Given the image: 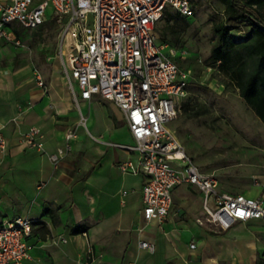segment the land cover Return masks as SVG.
<instances>
[{"label": "crops", "instance_id": "obj_1", "mask_svg": "<svg viewBox=\"0 0 264 264\" xmlns=\"http://www.w3.org/2000/svg\"><path fill=\"white\" fill-rule=\"evenodd\" d=\"M6 46L0 43V57ZM4 57L0 136L6 149L0 151V220L16 215L33 220L27 238L32 256L49 264H82L91 248L103 264H264V220L236 223L225 231L199 225L202 195L192 186L174 190L172 208L161 224L144 220L145 177L120 168L136 160L134 152L117 147L133 144L123 112L99 95L74 100L60 75V60L51 66L50 76L40 74V87L31 63L16 53ZM31 127L43 133L46 153L63 146L65 135L74 131L72 148L56 167L26 143L24 133ZM260 179L262 186L241 192L264 195V176ZM58 238L65 242L54 243ZM140 241L153 244L154 252L140 248Z\"/></svg>", "mask_w": 264, "mask_h": 264}, {"label": "built area", "instance_id": "obj_2", "mask_svg": "<svg viewBox=\"0 0 264 264\" xmlns=\"http://www.w3.org/2000/svg\"><path fill=\"white\" fill-rule=\"evenodd\" d=\"M170 11L191 16L190 0H0V43L21 47L16 30H10L15 24L35 30L51 19L59 26L56 56L74 100L99 95L124 114L133 144L117 147L134 152L136 160L120 168L145 177L144 220L161 224L172 208L174 190L182 185L202 195L199 225L225 231L236 223L264 220L263 194L221 192L217 177L197 166L168 126L180 112L179 100L187 95L190 81V71L174 60L178 52L157 33L158 22ZM34 76L43 87L41 75ZM74 136V131L68 132L63 146L46 153L39 128L24 133L26 143L46 154L54 167L70 152ZM5 149L6 140L0 136V151ZM32 225L33 220L23 215L0 220V264H49L31 254L33 245L27 238ZM58 241L65 239L53 240ZM139 247L154 252L147 241H140ZM82 264L103 262L88 248Z\"/></svg>", "mask_w": 264, "mask_h": 264}, {"label": "rangeland", "instance_id": "obj_3", "mask_svg": "<svg viewBox=\"0 0 264 264\" xmlns=\"http://www.w3.org/2000/svg\"><path fill=\"white\" fill-rule=\"evenodd\" d=\"M190 3L191 16L176 20L173 18L176 12L170 11L157 24L160 39L178 52L174 60L180 68L190 71L187 95L179 103L189 100L194 106L187 111L181 109L168 126L197 166L217 177L221 192L244 194L241 191L245 187L262 186L264 125L238 91L225 86L224 78L207 63L214 41L212 25L222 18L223 5L218 0H190ZM47 15H51V10ZM90 23L91 16L88 18ZM169 26H173L176 33H166L162 37L161 33ZM14 29L21 47L6 46L5 55L1 53L3 57L0 58L19 54L39 74L50 76L51 66L59 65L56 56L59 26L49 21L38 31L21 28L18 24L10 28L11 31ZM245 31L240 27L231 34L241 38ZM60 75L67 83L64 74Z\"/></svg>", "mask_w": 264, "mask_h": 264}, {"label": "trees", "instance_id": "obj_4", "mask_svg": "<svg viewBox=\"0 0 264 264\" xmlns=\"http://www.w3.org/2000/svg\"><path fill=\"white\" fill-rule=\"evenodd\" d=\"M218 1L223 5V13L222 18L212 25L214 41L207 63L224 78L225 86L238 91L264 125V0ZM180 17L176 14L173 18ZM49 21L53 22L50 19L36 30H42ZM240 27L246 31L241 38H234L231 32ZM176 31L169 26L161 36ZM179 106L183 111L194 109L189 100L182 101Z\"/></svg>", "mask_w": 264, "mask_h": 264}]
</instances>
